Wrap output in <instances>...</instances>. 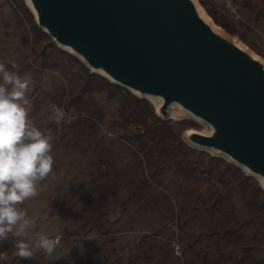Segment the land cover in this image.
Here are the masks:
<instances>
[{"label": "water", "instance_id": "water-1", "mask_svg": "<svg viewBox=\"0 0 264 264\" xmlns=\"http://www.w3.org/2000/svg\"><path fill=\"white\" fill-rule=\"evenodd\" d=\"M28 1L36 26L90 73L159 98L163 121L173 106L198 119L210 132H185L190 147L264 181V66L214 32L195 0Z\"/></svg>", "mask_w": 264, "mask_h": 264}, {"label": "trees", "instance_id": "trees-1", "mask_svg": "<svg viewBox=\"0 0 264 264\" xmlns=\"http://www.w3.org/2000/svg\"><path fill=\"white\" fill-rule=\"evenodd\" d=\"M198 1L217 26L231 35H239L234 24L222 16L212 2ZM13 4L22 12L25 21L31 24L32 34L36 38L41 36L49 40V46L58 54L56 57L51 53L42 52L39 59L35 52H32L30 60L18 64L20 76L33 66H36L39 72L56 71L61 66V59H65L72 66L78 65L83 70L78 94L70 97L66 103L57 102L59 107L66 111L72 109L71 112L76 113L69 123L57 122L40 115L47 100L52 98L46 94L43 98L39 97L40 93L36 95L38 91L36 83L32 82L27 93L32 105L31 116L37 124L36 127L45 134L50 133L52 137L50 153L54 161L52 173L60 180L55 185L57 197L62 196L64 177H71L75 185L80 187L76 179V173L79 174L80 171L70 174V168L63 171L59 169L57 163L59 149L73 147L75 139L77 140L86 128L99 129L103 122L102 114L82 116L81 106L88 103L95 94L104 93L107 100L117 99L120 103L117 127L127 148L137 152L136 166L132 168L131 174L119 190L104 179L103 175H100L102 181L87 176L84 191L80 193L78 199L87 215L84 221L91 223L98 232L106 234L102 224L93 222L90 214L98 220L104 219V223H109V212L112 209L121 207V216L125 213L131 217L128 211L130 208L135 209L136 213L145 208L151 212L153 220H158V226L169 230L176 226V232L171 230L166 237L176 238L182 249L186 250L185 264H264V201H258L253 208L244 211H237L232 202L235 189L231 179L236 181L238 193L244 197L264 193L256 180L220 157L210 156V162L205 163L201 156L209 155L187 146L180 139L173 145L161 141V149L150 145L145 140L147 133L155 129L163 130L169 124L157 117L151 103L111 84L101 76L90 73L75 57L56 49L48 36L36 26L23 0H13ZM169 157L173 158V174L177 189L171 191L167 185L161 189L150 187L148 178L153 179L154 169L160 168ZM100 158V163L103 164V159ZM142 163L147 167L146 172L137 171L142 167ZM220 163L226 166L225 172L218 170L217 166ZM66 164L70 166L71 162ZM213 181L218 186L208 191L203 190L202 184L211 185ZM149 236L144 234L139 237L134 252L127 258L126 264H172L173 254L170 249L156 241L157 236ZM14 244L5 243L0 248V254L5 256V259L0 260V264H32L31 260H22L13 255ZM94 254L98 256L93 264H108L107 255L100 254L97 248H94ZM114 261V264H118L121 259L116 256Z\"/></svg>", "mask_w": 264, "mask_h": 264}, {"label": "rangeland", "instance_id": "rangeland-1", "mask_svg": "<svg viewBox=\"0 0 264 264\" xmlns=\"http://www.w3.org/2000/svg\"><path fill=\"white\" fill-rule=\"evenodd\" d=\"M195 1L205 11L199 1ZM209 1L215 5L222 16L234 24L239 35H231L224 31L205 11L213 24L222 30L227 39L235 40L241 44L264 66V0ZM23 2L26 7L25 0ZM31 27V24L25 21L22 12L15 7L13 0H0V61L11 60L17 65L22 64L32 58V52H35V56L39 59L42 52L58 57L55 50L49 46V40L41 36L36 38L32 34ZM54 45L56 49L63 51L62 48ZM82 73L83 70L80 66H72L65 59H61V66L56 71L43 70L39 72L38 68L33 66L21 77L27 76L38 85L36 95L40 93V98L46 94L53 99L47 100L40 115L55 120L50 118L52 117L51 105H57V102L66 103L70 97L78 94ZM119 107L120 103L117 99L107 100L104 93L95 94L88 103L81 106L82 116L86 114L94 116L101 113L103 122L97 130L86 128L83 134L77 140L75 139L73 147L60 148L57 163L62 171L70 168V174L80 171L79 174L76 173L77 178H75L82 187L75 185L74 179L71 177H64L62 196L57 197L55 185L60 180L51 172L45 180L40 182L38 195L19 205L33 223L21 237L9 234V241L0 243V248L5 243H16L17 240L34 243L40 234H44L49 238H59V244L51 255L46 254L43 250L34 249L32 264H93L98 256L94 254V248H97L100 254L109 257L108 264H114L116 256L121 259L118 264H126L127 258L134 252L139 237L145 234L150 235L149 237L157 236L156 241L170 249L173 254L171 256L172 264H185L186 250L182 249L176 238L166 237L171 230L176 232V226H172L171 230L163 228L161 225L158 226V220L152 219L148 209L143 208L136 213L135 209L130 208L128 211L131 217H129L125 213L121 216L122 209L117 207L110 210L109 223H104V219L98 220L93 214H90L89 217L93 222L102 224V229L106 231V234L98 232L91 226V223L84 221L87 215L78 199L80 193L82 194L84 191L83 186L87 183V176L102 181L100 175H103L104 179L119 190L131 174L132 168L136 166L137 152L127 148L126 142L121 139L120 129L117 127ZM60 108L65 113L64 118L60 121L69 123L76 116V113L71 112L72 109L66 111L63 107ZM31 110L28 114L29 119L37 126L32 119ZM169 115L172 118L166 120V123L169 124L163 130L155 129L148 132L145 137V140L157 149H161V141L173 145L178 139L190 147L184 137L185 131L187 129L198 132L206 130V125L188 118V115L180 113L176 108L170 109ZM205 153L209 155L201 156L205 163L210 162V156H216L211 151H205ZM100 157L103 159V164L100 163ZM222 159L227 162L225 157ZM67 162H71V165H67ZM172 163L173 158L169 157L160 168L154 169V178H148L150 187L161 189L167 185L171 191L177 189ZM217 167L222 172L226 170V166L222 163ZM137 171L146 172L147 167L142 163V167ZM59 172L60 170L57 171L58 174ZM231 182L235 189L232 202L237 211L253 208L258 201H264V193L259 196L244 197L238 193L236 181L231 179ZM216 186L218 184L214 181L211 182V185L202 184L203 190L206 191ZM98 204L100 205L99 202Z\"/></svg>", "mask_w": 264, "mask_h": 264}, {"label": "clouds", "instance_id": "clouds-1", "mask_svg": "<svg viewBox=\"0 0 264 264\" xmlns=\"http://www.w3.org/2000/svg\"><path fill=\"white\" fill-rule=\"evenodd\" d=\"M31 84L29 77L19 75L16 62L0 61V243L8 242L9 234L23 236L33 223L19 205L36 197L40 182L53 171L51 134L29 119ZM51 112L57 122L64 118L63 109L55 104ZM58 244L59 238L40 234L34 243L17 240L13 255L31 260L34 249L51 255Z\"/></svg>", "mask_w": 264, "mask_h": 264}, {"label": "bare ground", "instance_id": "bare-ground-1", "mask_svg": "<svg viewBox=\"0 0 264 264\" xmlns=\"http://www.w3.org/2000/svg\"><path fill=\"white\" fill-rule=\"evenodd\" d=\"M25 1H26V6L30 8V11H32V13H34V11H33L32 8H31L30 2H29L28 0H25ZM195 6H196V9H197V11H198L199 16H200L202 19H204V20L209 24L210 28H211L214 32H216V33L220 34L222 37H224V33L222 32V30H221L219 27H217V26H215V25L213 24L212 20L206 15V13H205V11L203 10V8H202L200 5H198L197 3L195 4ZM233 41H234V43H236V45H237L239 48H241V49H244V48H245V47H243L241 44H239L238 42H236L235 40H233ZM63 49H64L65 51L71 53V51H70L68 48H63ZM146 98H147L146 100H149V101L151 102V104L153 105L155 111H157V109H158V107H159V105H160V103H161V100H160L159 98H155V97H146ZM172 106H173V105H172ZM170 109H174V106L171 107ZM169 111H170V110H169ZM169 117H170V116H169ZM171 118H172V117H170V119H171ZM188 118H191V119H193V120H195V121H197V122H199V123H202L201 121H199L198 119H196V118H194V117H192V116H190V115H188ZM202 124H204V123H202ZM204 125H205V124H204ZM193 131H194V130H192V129H187L185 132H186V134H189V133H191V132H193ZM209 132H210V128L206 125V130L203 131V132H201V133H204V134L206 135V134H208ZM209 151H210V150H209ZM256 181L258 182V184H259L260 187L264 188V181H263V179H261L260 177H256Z\"/></svg>", "mask_w": 264, "mask_h": 264}]
</instances>
